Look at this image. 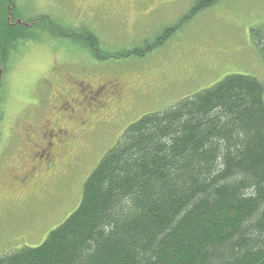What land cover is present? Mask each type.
<instances>
[{
	"label": "trees",
	"instance_id": "obj_1",
	"mask_svg": "<svg viewBox=\"0 0 264 264\" xmlns=\"http://www.w3.org/2000/svg\"><path fill=\"white\" fill-rule=\"evenodd\" d=\"M218 1L197 0L152 42L108 49L88 27L76 33L0 0V97L22 45L43 40L41 25L98 59L142 58ZM251 39L264 63V26ZM0 264H264V82L228 74L141 115L85 179L78 207L40 245L4 252Z\"/></svg>",
	"mask_w": 264,
	"mask_h": 264
},
{
	"label": "rangeland",
	"instance_id": "obj_2",
	"mask_svg": "<svg viewBox=\"0 0 264 264\" xmlns=\"http://www.w3.org/2000/svg\"><path fill=\"white\" fill-rule=\"evenodd\" d=\"M14 1L21 15L44 14L76 33L88 27L104 47L119 49L154 41L197 0ZM263 26L264 0H219L146 56L120 60L98 59L82 42L52 36L42 25L35 28L43 40L22 45L24 53L8 74L7 96L0 97V255L40 245L78 207L83 183L104 153L144 113L210 87L228 74H248L264 82V63L251 39V29ZM119 74L134 80L133 103L123 112L132 111L111 113V124H100L112 129L99 127V132L84 136L59 170L35 176L26 187L12 184L13 174L29 171L38 162L35 149L21 142L25 121L38 123L39 113L53 109L61 87L73 88L77 79L95 86ZM71 93L78 94L74 89ZM19 149L24 157L16 154Z\"/></svg>",
	"mask_w": 264,
	"mask_h": 264
},
{
	"label": "flooded vegetation",
	"instance_id": "obj_3",
	"mask_svg": "<svg viewBox=\"0 0 264 264\" xmlns=\"http://www.w3.org/2000/svg\"><path fill=\"white\" fill-rule=\"evenodd\" d=\"M146 75V74H145ZM74 87H61L58 102L47 114L39 113V121H25L21 142L35 149L36 166L11 177V183L28 186L41 173H54L66 158L73 156L83 137L99 127L112 129L100 123L111 124V113L123 110L133 103L134 80L128 76L115 75L93 86L87 81L75 80ZM77 91L73 96L71 90ZM132 107L123 113H130ZM98 135V133L96 134ZM100 138V137H99ZM23 150V149H22ZM24 157L20 149L16 152ZM37 170V173L36 171Z\"/></svg>",
	"mask_w": 264,
	"mask_h": 264
}]
</instances>
